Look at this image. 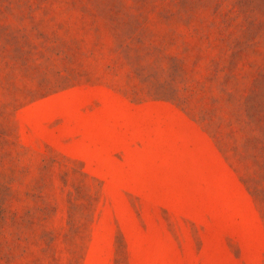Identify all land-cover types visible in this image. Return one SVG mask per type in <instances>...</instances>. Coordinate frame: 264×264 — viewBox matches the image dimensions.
<instances>
[{
	"label": "rangeland",
	"instance_id": "374dc122",
	"mask_svg": "<svg viewBox=\"0 0 264 264\" xmlns=\"http://www.w3.org/2000/svg\"><path fill=\"white\" fill-rule=\"evenodd\" d=\"M0 264H264V0H0Z\"/></svg>",
	"mask_w": 264,
	"mask_h": 264
}]
</instances>
